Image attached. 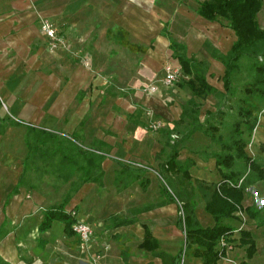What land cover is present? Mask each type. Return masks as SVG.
I'll return each mask as SVG.
<instances>
[{
	"label": "crops",
	"instance_id": "obj_1",
	"mask_svg": "<svg viewBox=\"0 0 264 264\" xmlns=\"http://www.w3.org/2000/svg\"><path fill=\"white\" fill-rule=\"evenodd\" d=\"M81 10L87 12L89 10L95 16V21L88 22V36L92 40L89 54L93 72L87 74L82 72V68L79 69L81 71L69 77L61 89L59 88L61 84L59 78L36 72L41 69L37 54L43 52V42L45 41L39 28V22L43 18L48 19L66 34L67 29L70 30L71 26H78L86 22L85 18L79 15ZM197 10L191 17H186V21L197 22L203 28L208 27L207 23H214L201 17ZM164 15H166L165 11L155 4V0H0V62L6 63L12 58L4 68L0 66V71L2 69L5 71L14 69L33 71L32 78H28L26 84L32 86L40 83L41 87L33 90V97L28 101L31 104L40 100L42 113H39L42 114L43 119L52 115L53 124L60 123L70 98L72 99L78 93L85 91L87 86L88 88L92 87L88 93V107L90 100L97 96L96 87L104 83V78L102 74L95 71L102 70L103 61L111 60L114 64L117 63L118 56L122 53L120 49L119 51L116 49L113 58L106 57L111 52L108 50L109 54L107 53L111 44L108 40L110 37L117 41L116 45L114 44L115 47L127 49L128 54L142 55L137 66V73L133 77L134 84L153 82L159 77L163 63L168 54L172 53L170 41H174L168 28L171 19L165 18ZM98 18L102 19L104 23L96 22ZM256 19L259 27L264 30V0H261V8ZM124 41L129 45L142 47L144 51L131 50L128 46L123 45ZM218 64L221 68H218L217 65L215 68L220 69L224 75L223 64L221 61ZM5 75L6 72L0 74V77H5ZM186 78L188 79V77ZM53 100L54 104L51 105L48 112H45V107ZM154 101L158 102L159 100L156 97L148 100L152 105L155 104ZM37 105L28 104L27 106L38 110ZM29 113L28 108L23 109L16 116L7 117L6 112L3 113L0 109V264H86L88 252H81L85 257L77 258L79 240L74 234L67 235L65 233L63 222L54 220L48 229H41L46 211L63 202L65 211L75 210L77 218L85 220L93 229L89 254L101 251L102 243H98V234L101 232L102 222L116 211L118 214L127 215V212L132 209V215L124 216L121 222L115 226L117 234H120L118 236L120 243H124L123 246L126 248L119 249V253L115 255L112 250L114 241H110V248L105 252L102 251L99 264H130L127 250L132 248V244L135 243L140 251H144L140 245L144 238L145 228L159 242V252H162L163 243L180 240L178 230L180 228L177 226V220L174 222L176 203L172 202L165 194L164 189L167 188L161 187L156 172L145 173L144 178L136 175L131 182L126 178L127 183L120 189L121 193L112 198L113 201L109 199L107 201L106 195L95 198L96 191L101 184L84 181L72 196L65 197L57 205L46 207L49 203L48 199L42 197L38 191H29L23 184L30 153L27 126L49 131L40 127L42 123H39L38 126L27 120L31 118ZM181 113L180 107L178 109L174 107L171 111L162 112L161 116L165 121L176 122L180 119ZM78 114L69 119L68 124L74 125L77 117L80 116ZM108 115L110 117L111 114L108 113ZM119 117L120 119L117 118L119 126H115L113 129L110 128L112 123L108 122L107 117L101 121V126L105 129L110 128L111 132L116 133V137L107 136L103 132L101 135L95 136L100 141L101 148L105 147L110 150V157L108 156L106 161L111 160L119 164L115 158L134 157L150 164L155 163V154L162 149L159 139L161 135L150 134L138 125L125 123L123 119L121 120V116ZM262 124L264 126V117ZM22 125L26 130L25 138L24 135H20L19 130H14V127L18 128ZM69 127L68 129H71V126ZM257 132L256 140L260 142L263 129L260 128ZM191 137L198 140L200 144H210L208 141L210 138L200 132L193 133ZM254 152H256L255 146L253 147ZM187 159H191L195 163L194 165L199 167L195 179L210 184L219 183L221 178L213 158L205 160L188 156ZM165 168L163 166L167 176H175L167 173ZM105 171V168H101V175ZM167 191L170 190L167 189ZM245 201L246 197L243 195L242 206ZM130 202L134 203L132 207L128 205ZM254 211L258 212L254 219H250L244 212L248 224H256L259 215H262L263 219L254 227L242 229L250 233L255 245V252L249 258L247 256L248 246L245 245L246 257L250 263L259 262L258 258L262 257L263 261H260V264H264V254L261 249L264 245V212L260 208H256ZM204 214L206 213L204 212ZM235 221L237 220H225V223L235 229L233 224ZM232 239H234L233 246H242L239 242V233L233 234ZM107 246L109 247V245ZM238 252V248L235 247L228 252L227 257L237 260ZM150 256L152 255L150 254ZM153 258L162 264L160 258ZM229 259H221L218 264H232ZM196 260L199 261L198 264H201L199 258ZM149 263L152 264V262Z\"/></svg>",
	"mask_w": 264,
	"mask_h": 264
},
{
	"label": "rangeland",
	"instance_id": "obj_2",
	"mask_svg": "<svg viewBox=\"0 0 264 264\" xmlns=\"http://www.w3.org/2000/svg\"><path fill=\"white\" fill-rule=\"evenodd\" d=\"M203 1L155 0V4L165 11V18L171 19L168 27L171 38L185 48L184 51L187 57H193L203 63L205 76L209 85L214 88V92L205 99H195V102L199 105L198 119L206 129L214 127V130L209 129L210 132H214L213 134L216 137H220L221 141L226 142L231 136L233 124L240 121L238 108L242 105L239 101L246 97L244 90L249 84L254 82L255 73L252 65L256 58L255 56H258V60H261L264 50H260L255 56L250 58L245 57L240 60L239 68L232 74L230 79L231 91L226 94L223 90V72L215 67L217 65L218 68H221L220 64H218L220 63L219 59L228 54L236 37L234 32L229 28L228 22L223 19H219L214 23H207L208 27L204 28L197 22L186 21L185 18L191 17L197 10L198 5ZM81 11L79 15L85 18L86 22L78 26H71L70 30L67 29L68 32L66 31V34L59 29V32L64 37V45L62 47H57L53 51L49 50L48 42L45 39L43 42V52L37 54V59L41 63V69L36 72L59 78L61 82L59 88L61 89L69 77L74 76V74L79 73L81 70L87 74L88 72H93L89 54L92 40L88 36V22L95 21V16L89 10L88 12L86 10ZM96 22L101 23L103 20L98 18ZM108 40L111 43L107 49L108 54V50L111 51L110 55L106 56L108 59L115 56L116 49L118 51L120 49L122 53L118 56L117 63L114 64L111 60L109 62L103 61L102 70L95 71L102 74L104 78V83L96 87L97 96L93 100H90L88 107V93L92 87L88 88V86H85V91L78 93L68 100L65 107L66 112L61 118L60 123L58 122L57 124H53L54 118L52 115L43 119L41 114L42 102L40 100L31 103L38 104V110L27 106L28 104L31 105L28 99L33 97V90L41 87L40 83L32 86L26 84L27 79L32 78L33 71H20L18 69L12 71L2 69L0 71V74H5L6 72L5 77H0V109L2 112H6L7 117L11 115L16 116L23 109L29 108L31 118L27 120L34 122L38 126L40 125L39 123H42L40 127H44L56 135L54 141H48L41 145L33 144L34 147L28 154L27 170L23 184L26 185L29 191H38L42 197L48 199L49 203L48 205L46 204V207H48L49 205L59 204L65 197L72 196L75 190L84 183L86 176L81 167L87 166L86 160L88 158L93 160L96 165L98 164V168L94 167L92 169L93 174L97 175L101 168H105L106 170L103 175H100L99 184L101 185L96 191L95 198L106 195L108 197L107 201H113L112 198L121 193L120 189L127 183L126 178L130 179L128 181L131 182L136 175L144 178L145 173L156 172L161 187L169 189V192L172 193L171 190L173 188L191 191L195 203L194 216L197 224L201 227L211 226L213 224L211 217L204 214L202 210L205 201L203 195L194 186L182 180L180 176H167L163 170V166L174 151L178 152L181 161L187 159L188 156L194 159L207 160L210 158L208 157L210 154L220 151L219 142H212L209 139L210 144H200L198 140L188 134L191 129L188 118L183 120V122L179 120L169 122L165 121L161 116L162 112L171 111L174 107L177 109L180 107L182 110V107L191 98L192 93L186 84L187 78L181 73L172 85L166 87L163 84L164 65L173 63L179 66L177 61L172 58V53H170L163 63L159 77L156 80L148 83L134 84L133 77L137 73V66L142 55L130 52L128 54L127 49L115 47L114 44L116 45L117 41L113 37L108 38ZM11 60L12 58L6 63L9 64ZM6 63L0 62V66L4 68ZM155 97L159 101H154V105L149 104L148 100ZM54 100L45 107V112L50 110L51 105L56 101ZM254 100L260 107V110L254 114L255 117H258V122L251 135H248L245 126H241L243 131L242 139L246 143L245 152L247 155L255 159L264 171V126L262 124L264 103L261 100ZM108 113L111 114L110 117ZM75 114L80 115L77 117L75 124H68L69 119L74 117ZM119 116L127 124H135L150 134L161 135L159 139L162 143V149L155 154V163L150 164L147 161L134 157L115 158L119 164L111 160L106 161L110 150L105 147L101 148L100 141L95 136H99L103 132L107 136L116 137V133L111 132L110 128L113 129L115 126H119L117 119H120ZM105 117H107L109 123H112V127L108 129L101 126V121ZM69 126H71V129H68L70 128ZM15 127L14 130H19L20 135H24L25 138L26 130L23 125L18 126V128ZM260 128L263 129V133L260 137V142H258L256 137L258 135L257 131ZM68 141H72L81 151L89 153L83 157L76 154L74 157L77 164L73 168L64 164L65 162L62 163L60 152H55V149L68 148L70 145ZM254 146L256 147V152L253 153ZM115 157L121 158L120 156ZM198 169L199 167L196 165L189 169L192 179H195ZM235 169L242 174L239 185L242 186L243 195L246 197L243 207H250L253 210L260 208L264 212V177L262 180H259L258 174L250 171L242 161H236ZM132 204L134 203L130 202L128 205L132 207ZM175 205L174 222L178 220L179 215H182L181 211L178 210L180 204L176 203ZM131 210L127 212V215L123 213L118 214L116 211L100 225L101 232L98 234V243L109 245L107 247L108 250L110 248V241H114L112 250L115 255L119 253V249L126 248L123 246L124 243H120V238H118L120 234H117L115 226L121 222L124 216L130 217L132 215ZM236 216L238 220L233 222L236 229L234 234L236 235L238 234V230L254 227L257 223H261L263 219V216L259 215L256 224H248L244 212L237 213ZM178 230L180 240H170L163 243L161 251L170 256L181 252L180 264H198L199 261L196 260L197 258L192 252L184 250L185 235L182 229ZM235 247L239 251L238 259L232 258V260L226 257L232 264H260V261H263L262 257H259V262L250 263L246 257V246H233V249ZM261 249L264 254V245ZM103 252L100 251L101 254ZM127 254L130 264H147L149 262L159 264V261L150 256L149 253L140 251L135 246V243L132 244V248L127 250ZM76 256L78 259L85 257L84 253L81 254L79 247Z\"/></svg>",
	"mask_w": 264,
	"mask_h": 264
},
{
	"label": "trees",
	"instance_id": "obj_3",
	"mask_svg": "<svg viewBox=\"0 0 264 264\" xmlns=\"http://www.w3.org/2000/svg\"><path fill=\"white\" fill-rule=\"evenodd\" d=\"M260 8L261 0H205L198 6L197 13L204 19L210 22H217L219 19L227 21L236 37L228 54L219 59L225 68L222 79L223 90L226 94L231 91L230 79L239 68L240 60L255 56L260 50H264V30L259 27L256 19ZM123 45L128 46L131 50L144 51V48L129 45L126 41L123 42ZM184 49L183 46L170 41L172 58L177 61L182 74L188 77L186 84L192 93L191 98L182 107L179 121L183 122L187 118L190 120L189 135L200 132L209 137L212 142L220 143V151L210 154L208 157L215 160V167L221 179L217 184L192 179L189 169L195 163L191 159L181 161L177 151L172 153L164 166L167 173L180 176L182 180L194 186L203 195L205 200L203 210L211 216L213 226L202 228L197 224L194 216L195 203L191 191L173 188L172 193L167 189H164V192L172 202L180 204L178 210L182 215L178 217L177 226L183 230L185 235L184 250H190L195 257L201 260V264H218V261L225 257V249L218 248L219 240L224 237L227 243L233 245L234 242L232 235L235 233V229L225 223V220H238L236 214L239 212H246L250 219L256 218L258 214L252 208L242 206L243 188L239 185L242 174L235 169V166L236 161H242L250 171L258 174L259 180L263 179V168L245 152L246 143L242 139L241 126H245L248 135H251L258 122V117H255L254 114L260 110L254 99L264 103V51L261 60L255 56L252 65L255 73L254 82L245 88L246 97L239 101L242 104L238 108L240 121L233 124L230 138L223 142L220 137L213 134L214 132H210L209 129L214 130V127L206 129L203 123L199 122V105L195 99H205L214 92V88L207 82L203 63L193 57H187ZM27 130L30 150L34 147L33 144L41 145L56 139L55 134L41 128L27 126ZM68 143L70 144L68 148L55 149V152H60L62 163L65 162L64 164L73 168L77 164L74 157L76 154L83 157L89 153L81 151L72 141H68ZM86 161L87 166L81 167L86 176L84 181L100 183L101 169L97 175L92 172L94 167L98 168V164L96 165L90 158ZM64 208L65 203L63 202L48 209L41 229L46 230L52 221L59 220L64 223L67 235L74 234L72 224L75 222V218L71 216L70 212H75V210L67 212ZM144 232V238L140 245L142 250L150 253L153 257L160 258L162 264H180L181 252L175 256L159 252V242L152 237L147 228L144 229ZM238 233L240 234V245L248 246L247 256L249 258L255 252L254 241L247 231L238 230ZM124 261L126 260L124 259Z\"/></svg>",
	"mask_w": 264,
	"mask_h": 264
},
{
	"label": "built area",
	"instance_id": "obj_4",
	"mask_svg": "<svg viewBox=\"0 0 264 264\" xmlns=\"http://www.w3.org/2000/svg\"><path fill=\"white\" fill-rule=\"evenodd\" d=\"M40 30L44 35L46 41L48 42L49 50H54L57 47H62L64 45V37L59 32V29L48 19H42L40 22ZM180 66H177L173 63H167L164 65V80L163 84L167 87L172 85L177 77L181 74ZM71 216L75 218V222L72 224V231L74 235L79 240V250L81 252H88V258L86 264H99V259L101 257V253L99 251L90 253V245L93 237V229L90 224H88L85 220L77 218V213L71 211ZM241 213V212H239ZM107 245H101V251L107 250ZM218 248L225 249V259L227 257V253L233 249V245L227 243L226 238L222 237L218 242Z\"/></svg>",
	"mask_w": 264,
	"mask_h": 264
}]
</instances>
